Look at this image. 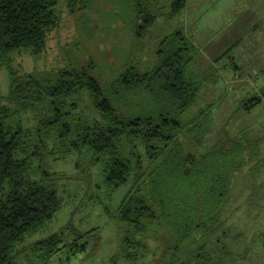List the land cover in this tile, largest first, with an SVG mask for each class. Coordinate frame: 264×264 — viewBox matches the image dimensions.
I'll list each match as a JSON object with an SVG mask.
<instances>
[{
  "label": "trees",
  "instance_id": "1",
  "mask_svg": "<svg viewBox=\"0 0 264 264\" xmlns=\"http://www.w3.org/2000/svg\"><path fill=\"white\" fill-rule=\"evenodd\" d=\"M82 1L68 0L72 15L83 10ZM59 3L0 0V65L10 78L8 103L0 101V264H18V245L62 209L60 193L49 184L57 175L45 163L73 154L101 166L111 192L130 187L118 209L123 257L137 259L156 238L165 252L191 250L197 258L221 264L212 261L198 237L210 238L220 228L232 174L240 164L235 157L243 150L202 148L213 112L203 106L201 93L216 80L196 71L200 49L178 28L161 40L152 68L133 63L106 85L94 76L93 61L21 73L15 56L47 51L50 35L62 22ZM133 7L135 35L142 39L160 15L148 0H133ZM186 7L187 0H173L168 18L181 16ZM87 102L94 114L82 111ZM245 102L243 108L251 112L262 101ZM28 114L36 125L27 124ZM52 141L58 152L50 148ZM232 144L237 148L241 141ZM34 248L45 264L66 249L71 260L88 244H66L54 235Z\"/></svg>",
  "mask_w": 264,
  "mask_h": 264
},
{
  "label": "rangeland",
  "instance_id": "2",
  "mask_svg": "<svg viewBox=\"0 0 264 264\" xmlns=\"http://www.w3.org/2000/svg\"><path fill=\"white\" fill-rule=\"evenodd\" d=\"M148 1L160 16L139 39L133 0H83V10L75 16L68 0H60L61 26L50 35L47 51L38 57L16 55L14 66L21 73H32L71 64L82 67L93 61L94 76L106 85L133 63L142 70L152 68L161 40L174 30L188 28L185 31L190 35L196 29L202 50L196 71L215 79L221 74L224 79L218 85L209 84L202 94L203 106L213 112L202 148L204 152L212 146L243 150L235 157L240 164L232 174L220 228L212 237L198 239L213 262L264 264V0H189L190 10L174 19L168 18L173 0ZM255 24H261L256 32ZM226 66L230 68L225 70ZM9 85V73L0 65V101L4 104L8 103ZM258 100L261 104L251 112L243 108L244 101ZM90 110L88 102L82 104L84 114ZM25 118L28 125H36L33 114ZM238 141L241 145L232 147ZM50 148L58 152L59 145L52 141ZM45 166L57 175L49 184L60 193L63 207L45 227L18 245V264H43L34 245L54 235L63 236L66 244L87 243L88 249L71 260L69 249L63 250L45 264H210L191 250L165 252L156 238L147 242L148 250L141 251L137 259L123 257L118 209L130 187L111 192L102 167L85 155L49 158ZM34 176L41 179L38 173Z\"/></svg>",
  "mask_w": 264,
  "mask_h": 264
},
{
  "label": "crops",
  "instance_id": "3",
  "mask_svg": "<svg viewBox=\"0 0 264 264\" xmlns=\"http://www.w3.org/2000/svg\"><path fill=\"white\" fill-rule=\"evenodd\" d=\"M190 10V4H189V0H187V7H186V9H185V11L181 14V16L183 17V14H185L186 12H188ZM255 26H256V28H255V32L258 30V28H260V26H261V24H255ZM185 29V28H184ZM188 28H186L185 30H187ZM194 29V28H193ZM192 29V31H190V37H192L193 38V40H194V42H195V44L197 45V47L200 49V54H201V46H200V44H199V39H197V34H196V29H194L193 30ZM262 41H264L263 39H262ZM202 56V54L200 55V57ZM236 64V63H235ZM236 67H237V70H238V66H237V64L235 65ZM230 67H225V70H228ZM216 81L214 82V84L216 83V85H218L219 83H221L224 79H223V77H222V75L220 74H218V76H217V78L215 79ZM211 85V84H210ZM209 84L207 85L208 86V88H209V86H210ZM207 86L206 87H204L205 89L207 88ZM205 89H203L202 90V93L201 94H203L204 93V90ZM202 97V96H201Z\"/></svg>",
  "mask_w": 264,
  "mask_h": 264
}]
</instances>
